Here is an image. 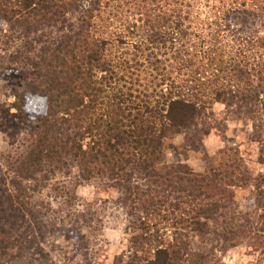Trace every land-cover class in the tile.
<instances>
[{
    "label": "trees",
    "instance_id": "trees-1",
    "mask_svg": "<svg viewBox=\"0 0 264 264\" xmlns=\"http://www.w3.org/2000/svg\"><path fill=\"white\" fill-rule=\"evenodd\" d=\"M0 25L41 111L8 161L2 250L24 240L38 189L76 169L126 212L114 264H220L242 246L264 264V172L232 148L204 173L165 160L178 135L200 148L221 104L264 165V0H0Z\"/></svg>",
    "mask_w": 264,
    "mask_h": 264
},
{
    "label": "rangeland",
    "instance_id": "rangeland-1",
    "mask_svg": "<svg viewBox=\"0 0 264 264\" xmlns=\"http://www.w3.org/2000/svg\"><path fill=\"white\" fill-rule=\"evenodd\" d=\"M6 30L0 25V198L4 200V183L12 176L8 161L21 153L28 131L41 113L40 103L29 91L27 76L19 66L10 63L20 46L6 43ZM10 105L25 107L11 113L7 112ZM213 112L214 129L209 136H200L198 141L202 144L198 143L197 150L184 135L166 142L167 164L187 165L196 173H204L209 162L232 148L255 176L264 172L259 146L252 142V125L234 120L224 105H215ZM46 185L38 189L40 192L35 194L33 207L26 216L24 240L13 248H0V264H114L129 251L128 218L118 205L119 195L115 191L101 183L81 180L76 169L52 176ZM31 188L37 189L36 185ZM251 196L250 190L237 192L241 201ZM77 219L78 225H72ZM90 219L93 221L89 222ZM219 257L220 264H258L262 259L246 246Z\"/></svg>",
    "mask_w": 264,
    "mask_h": 264
}]
</instances>
